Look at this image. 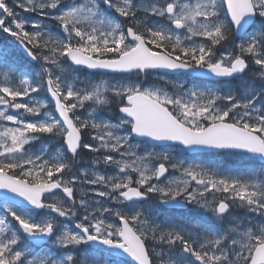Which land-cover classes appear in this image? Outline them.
<instances>
[{"label":"snow or ice","instance_id":"snow-or-ice-1","mask_svg":"<svg viewBox=\"0 0 264 264\" xmlns=\"http://www.w3.org/2000/svg\"><path fill=\"white\" fill-rule=\"evenodd\" d=\"M17 8L56 22L60 32L54 33L43 20L22 18ZM29 24L31 32L26 28ZM0 31L14 37L40 67L34 79L0 60L7 69L0 73V122L12 125L0 126V190L20 197L46 217L37 222L17 210L20 201L3 197L0 264H110L105 256L121 254L130 261L120 264H264V166L226 176L203 165L166 164L167 154L140 155L135 151L138 145L132 143L141 138L179 143L187 149L239 150L264 164V87L242 82L239 94L232 90L225 95L211 90L169 94L140 83L77 87L79 81L63 75L79 66L120 74L199 69L201 75L243 81L250 57L264 79V0H12V4L0 0ZM237 34L242 37L238 52L218 53ZM42 89L54 102L51 106L47 101L25 100ZM109 92L121 99L119 124L97 121L95 109L82 118L79 110L87 102L107 105ZM218 100L226 104L220 107ZM26 114L42 118L26 121ZM122 126H127L125 134H118ZM85 129L92 130L95 144L82 143ZM35 134H45L47 140L32 152L25 146L44 140ZM57 138L62 144L49 152ZM80 149L99 154L91 164L112 168L114 174L94 169L73 173ZM153 160L161 162L153 165ZM169 167L179 171L180 178L169 179ZM77 182L93 186L94 197L125 208L86 199L87 190L77 199ZM149 193L157 194L163 204H195L219 221L228 220L233 207L259 219L254 224L249 219L246 226L231 221L223 233L200 225L193 235L183 223L167 230L145 228L138 204ZM79 210L84 212L82 217ZM108 214L119 223L109 220ZM67 222L74 227L66 226ZM25 238L35 248L49 242L58 249L102 247L92 250L91 258L70 252L56 257L18 247ZM149 239L160 246L158 253L153 248L155 260L146 245Z\"/></svg>","mask_w":264,"mask_h":264},{"label":"rangeland","instance_id":"rangeland-1","mask_svg":"<svg viewBox=\"0 0 264 264\" xmlns=\"http://www.w3.org/2000/svg\"><path fill=\"white\" fill-rule=\"evenodd\" d=\"M7 2L9 4H12V0H7ZM70 2L71 0H64V3H70ZM82 2H84V0H76V3H82ZM16 11L21 14L22 18H25L29 21L41 22L43 20V18L36 13H26L19 8H17ZM223 13L224 11L222 12V16ZM109 15L115 17V13H109ZM8 19L10 20L11 18ZM117 19L122 20L123 18L117 17ZM43 22L46 23L48 25V28L51 29L54 33L60 32V29L56 24V22L51 20H43ZM26 28L30 32L33 31L30 24L26 25ZM195 39H200V38H195ZM0 41L1 42L4 41L1 43L2 45L6 44L5 52H11L12 50H14V48H16L15 46L16 39L12 36H9L7 33H4L3 31H0ZM185 42L191 43L190 41H185ZM240 42L241 41L237 43L233 41L231 43L228 42V44L226 45L227 48L225 50L229 52L237 53L238 52L237 44ZM34 51H39V50L34 49ZM247 59L250 65V69L248 74L243 77V81H241V79H238L233 83H223V84H213V85L209 84L208 82L197 81L187 76L174 77V76L158 75L153 73H148L144 75L136 74V75L115 76V75H99V74H91V73L89 74L81 69H76L75 72L64 73L63 75L69 76L73 81H79V83L76 84L77 87H86L89 86L90 83L97 84L101 82H107L109 84H113L120 82L124 84L140 83L144 87H149V86L159 87L166 90L169 94H178L180 92L189 91V90H205V91L211 90L217 93L218 95H225L229 90H232L236 94H239L241 92L242 82L243 84L246 85H252L257 89L264 87V79H262L261 76L259 75L258 67L252 64L250 57H248ZM37 67H39V64ZM32 69L33 68L27 66L26 70L28 75H30L29 73H31ZM5 70L7 69L4 68L3 64H0V73H2ZM39 70L40 67L37 70H33L34 79H38L36 74L39 72ZM2 79H3V75L0 74V80ZM16 83L18 84L19 81L17 80ZM179 85H183V89H181ZM105 95L108 97L109 103L104 106H97L91 104L90 102H87L85 104V108L79 110V114L82 116V118L87 119L88 114L90 112H93V109H95L94 115L97 121L103 120L112 124H119L121 115L118 113V109L121 106V99L119 97L113 96L111 92L106 93ZM25 100L28 102L47 101L49 103V101L45 99L44 94L36 95L35 93H31L30 98L26 97ZM225 104L226 101H222V100L217 101V105L220 107H223ZM114 106H116V110L113 109ZM46 110L47 109H44L42 110V112ZM8 111L12 114H15V110L9 109ZM19 111L22 112L23 110H19ZM41 118H42L41 116H33L27 114L23 116V119L26 121H36V120H40ZM202 122L207 123L206 121H202ZM2 125L12 126L8 122H0V126ZM126 127L127 126H122L120 129L116 131H118V134H125L124 129ZM91 134H94L92 133L91 129L82 130L83 143H89V144L96 143L91 139ZM35 135L38 136L43 135L44 140L43 141L36 140L33 141L30 145L25 146L26 148H29L30 151L32 152L37 151L40 148L42 142H46L47 140V136L45 134H35ZM132 143L134 145H138L135 148V151H137L140 155H145L147 153H154L157 155L167 154L170 157V160L165 163L169 165L172 163L182 164L184 167L203 165L212 169L219 170L223 175L226 176L237 175L246 170L259 169L253 167V165L250 163V160L247 157H244V155H240V154H233V153L223 154L220 157H208L207 155L190 156L187 155L184 152V150L180 147H155L146 142H137V141H132ZM60 144H62V140L57 138V142L53 143L50 146L49 152L54 151L55 148L58 147ZM80 154L84 158H82V160L81 159L78 160L75 163V166L73 168V173H75L76 175H80V173L86 169L89 170L94 169L102 174H107V175L114 174V169L112 168H105V166L103 165L94 166L91 164V160L99 154L92 153L87 149H81ZM128 159H132V158L128 157ZM159 162L161 161L158 160L151 161L153 165H158ZM81 164L82 167H80L79 169L75 168L76 166ZM132 175L135 177V173H132ZM166 175L168 176L169 179L180 178V172L173 170L171 167H169V171ZM65 178L67 179L68 176L65 175ZM152 182L155 183L156 181H152ZM193 187H196L194 182H193ZM75 188H76L75 195L77 199H79V197L83 194V192L87 190L88 195L85 197L86 199L99 200L104 206H109L112 207L113 209L125 208V205L115 204L112 201L108 200L107 198L94 197L91 191L93 186L91 185H81L79 182H77ZM217 196L219 197L220 194H217ZM209 199L211 200V194H209ZM144 202L145 201L139 203L140 205L138 204L139 209L143 213L142 219L146 220L144 226H146L147 228L158 227L167 230L171 226H174L178 223H183L192 230L193 235H195L196 232L199 230L198 226L200 225H204L206 227H209L210 229L211 227L214 226L216 230L211 229L212 231L217 233H223L224 231L227 230L228 227L232 226L230 223L231 221H238L242 223V226H246L249 222V219H251V222L253 224L256 222L257 219H259V217H255L253 216V214L247 213L244 209L239 207H233L230 210L231 216L229 217L228 220H224V221L216 220L210 210L202 209L195 204H185L182 202L179 205L176 204V208L169 209L163 203H161V198L157 194H153V193H149L147 196V201L145 203ZM3 207L4 205L0 206V216L4 215ZM175 209L178 210L175 211ZM17 210L21 211L25 215H29L32 219L36 220L37 222H40L46 218L43 212L26 213L25 211H22L19 208ZM198 213H200V215L203 218L201 220H205L204 222L199 223L197 218H200V216H198ZM83 214H84L83 210H79V217H82ZM108 218L113 223H117V224L119 223V221L116 220V218L111 214H108ZM8 219L11 220V217H9ZM59 219L62 220L63 218H59ZM12 223L15 224V221H12ZM66 226L74 227V225H72L71 222H67ZM23 243L24 241H22L18 247L25 248L26 250L35 254H50L59 257L62 256L64 253L70 252L71 254L76 255L78 258H85V257L91 258L89 257L90 250L86 252L84 251L85 248L82 246L80 247V249H72V250L58 249L55 245H53L50 242L45 248L41 249L40 251H36L33 247L24 245ZM29 258L31 259L32 256H29ZM153 258L154 259L156 258L154 254H153ZM95 259L98 260L100 259V257L95 256ZM104 260L106 262H110V264H120V262L111 261L107 256L104 257Z\"/></svg>","mask_w":264,"mask_h":264},{"label":"water","instance_id":"water-1","mask_svg":"<svg viewBox=\"0 0 264 264\" xmlns=\"http://www.w3.org/2000/svg\"><path fill=\"white\" fill-rule=\"evenodd\" d=\"M226 7V5H225ZM237 37H241L240 35H236ZM21 49V51L24 53L25 57L30 59L26 53L24 52V50L19 47ZM34 62V61H33ZM79 67H82L90 72H103V73H112V72H109L107 70H90V69H87L86 67H83V66H79ZM78 68V67H77ZM148 72H157V73H161V74H171V75H179V74H188V75H191L193 77H196V78H199V79H203V80H208V79H212V80H231L233 78H217L215 76H212L211 74H199L200 73V70H196V72H192V71H183V70H176V71H172V70H166V69H149L147 70ZM134 73V72H133ZM144 73V72H143ZM112 74H120V73H112ZM49 98L51 100V97L49 95ZM52 101V100H51ZM54 103V102H52ZM122 114V113H121ZM123 115V114H122ZM135 139H138V140H146L152 144H157V145H165V144H170V145H180L179 143H174V142H157V141H152L150 139H141V138H135ZM182 146V145H180ZM183 147V146H182ZM189 153H215V152H229V151H234V152H239V153H243L239 150H218V149H207V148H196V149H187L185 148ZM246 154V153H245ZM255 158H258L260 160L259 157H255ZM5 195H8V196H12V194L10 193H5L3 190H0V201H3V197ZM45 195H48V194H45ZM12 199L13 200H16V201H20V205L21 207L23 208H26V209H29V210H36L34 208H32L31 205H28L26 201H22V199L20 197H15V196H12ZM27 240H29L28 238H26ZM30 241V240H29ZM94 246L96 247H102L98 244H94ZM116 257H121V258H124V259H127V260H130V258H128L126 255H114Z\"/></svg>","mask_w":264,"mask_h":264},{"label":"trees","instance_id":"trees-1","mask_svg":"<svg viewBox=\"0 0 264 264\" xmlns=\"http://www.w3.org/2000/svg\"><path fill=\"white\" fill-rule=\"evenodd\" d=\"M197 42H200V40H198ZM218 51H219V49H218ZM1 56H2L3 60L7 61L8 64L11 65L12 67H14L15 69H19L21 71L26 70L27 63L23 59V57L13 56V55L5 53V52H2Z\"/></svg>","mask_w":264,"mask_h":264},{"label":"flooded vegetation","instance_id":"flooded-vegetation-1","mask_svg":"<svg viewBox=\"0 0 264 264\" xmlns=\"http://www.w3.org/2000/svg\"><path fill=\"white\" fill-rule=\"evenodd\" d=\"M81 158H82V157H81V155H80V153H79V155H78V157L76 158V160H79V159H81ZM84 248L89 249L90 251L94 250L91 246H86V245H84Z\"/></svg>","mask_w":264,"mask_h":264},{"label":"bare ground","instance_id":"bare-ground-1","mask_svg":"<svg viewBox=\"0 0 264 264\" xmlns=\"http://www.w3.org/2000/svg\"><path fill=\"white\" fill-rule=\"evenodd\" d=\"M117 158H119V157H117Z\"/></svg>","mask_w":264,"mask_h":264}]
</instances>
